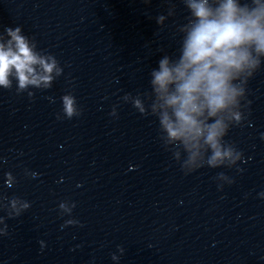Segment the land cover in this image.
<instances>
[{
	"label": "water",
	"instance_id": "water-1",
	"mask_svg": "<svg viewBox=\"0 0 264 264\" xmlns=\"http://www.w3.org/2000/svg\"><path fill=\"white\" fill-rule=\"evenodd\" d=\"M191 2L0 0L5 50L6 29L20 27L34 53L55 56L63 69L50 74V87L17 92L14 69L11 88L0 86V230L8 226L0 264H264V54L249 49L260 68L245 86L246 107L197 117L223 118L228 130L218 140L231 156L208 166L205 134L183 171L189 150L160 130L161 113L172 110L160 107L151 72L165 57L169 67L179 63L198 22ZM234 3L249 13L264 6ZM68 93L81 114L58 119ZM195 165L203 167L190 172Z\"/></svg>",
	"mask_w": 264,
	"mask_h": 264
},
{
	"label": "clouds",
	"instance_id": "clouds-1",
	"mask_svg": "<svg viewBox=\"0 0 264 264\" xmlns=\"http://www.w3.org/2000/svg\"><path fill=\"white\" fill-rule=\"evenodd\" d=\"M206 4L207 0L200 3L193 0L189 4L198 22L188 33L179 63L169 67V59L165 57L159 61V69L151 72L150 83L159 94V99L163 101L160 107L172 110L171 115L167 110L161 113L160 130L166 133L169 142H180L176 145L177 149L182 145L190 152L188 159L181 163L183 171L186 165L194 164L199 153L191 150L201 147L199 138L205 134L204 143L212 150V155L207 160L208 166L214 168L218 161L231 156L230 149L221 150L218 140L224 137L228 130L223 118L205 124L197 117L204 116L205 109L208 117H216L225 110L246 107L241 104V101L246 99L245 86L260 68L259 59H253L249 49L254 45L257 54H264V26L261 25V20L264 19V6H259L249 13L246 7H238L234 0H226V3L221 4L213 12ZM163 19V16H158L157 23H162ZM6 31L12 40L9 41L6 50L5 46L0 44V86L4 89L11 88L9 76L14 69L19 81L17 92L26 89L28 85L40 86L42 81L45 86L50 87L49 82L53 79L50 74L55 70L58 77L63 72V69L58 67L59 62L55 56L43 57L34 53L25 36L20 34V27L15 31L7 28ZM49 60L51 62H48ZM35 65L40 66L42 74L37 73ZM242 73L244 79L241 84H233L232 81L238 79ZM173 84L175 90L170 92L169 85ZM28 95L32 97L33 93L29 92ZM61 99L63 117L58 113V119H71L81 114L74 95L68 93ZM133 107L139 108V112L145 114L139 100L134 101ZM111 115H116L115 108ZM233 117L239 120L238 114L234 113ZM173 156L180 162L179 151ZM202 167L203 165H195L190 172ZM16 205L17 201L14 199L12 207L16 209ZM28 207L27 203L21 205V209ZM60 207L64 208L65 205L61 204ZM20 214L21 210L17 209L16 216ZM9 216L11 217V214ZM3 222V218L0 217V223ZM7 229L8 226L5 224V228L0 230V236L7 235ZM119 251L123 254L124 249L119 248ZM112 258L117 259L115 256Z\"/></svg>",
	"mask_w": 264,
	"mask_h": 264
}]
</instances>
